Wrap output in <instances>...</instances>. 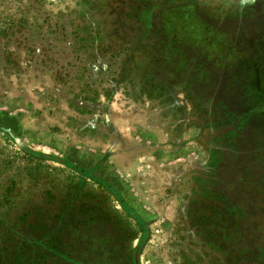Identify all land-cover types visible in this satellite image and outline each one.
<instances>
[{"label": "rangeland", "instance_id": "rangeland-1", "mask_svg": "<svg viewBox=\"0 0 264 264\" xmlns=\"http://www.w3.org/2000/svg\"><path fill=\"white\" fill-rule=\"evenodd\" d=\"M98 4L99 0H0V125L11 129L25 146L83 168L102 161L98 175L149 225L141 263L192 264L196 252L188 245L193 246L197 238L176 216L180 190L171 182L183 161L174 154L153 159L149 127L135 117L145 99L155 100L171 119V129L186 132L178 139H185L186 166L195 156L188 149L195 139L191 136L203 122L184 102L195 103L186 98L194 94L178 95L175 90L173 98L160 88L158 77L138 76L132 65L123 66L126 53L117 58L112 54L114 37L118 41L120 37L112 32L110 48L104 47V31L90 21ZM194 20L198 27L190 23L172 28L187 39L186 44L199 39L203 22ZM207 49L212 51L210 40ZM100 50L106 56L97 64ZM254 85L260 90L255 89L256 96L264 100V90L258 89L261 84ZM194 97L199 104L198 96ZM132 142L140 144L142 151L136 153ZM175 142L170 140L169 146H176ZM78 179L75 170L27 155L0 130V231L4 225L5 243L22 240L12 234L14 230L39 237L55 228L68 246L75 242L73 233L66 237L63 230L69 219L72 227L78 226L85 220L79 216L98 205L120 214L113 190L92 180L74 197Z\"/></svg>", "mask_w": 264, "mask_h": 264}, {"label": "flooded vegetation", "instance_id": "flooded-vegetation-1", "mask_svg": "<svg viewBox=\"0 0 264 264\" xmlns=\"http://www.w3.org/2000/svg\"><path fill=\"white\" fill-rule=\"evenodd\" d=\"M97 7L90 21L104 31V47L110 48L112 32L120 37V41L114 37L112 54L117 58L126 53L123 66L129 63L138 76L158 77L160 88L172 97L176 90L178 95L187 91L200 99L198 104L194 95L187 94V100L195 103L184 101L203 120L202 129L191 136L195 139L188 149L195 156L186 166L185 139L178 141L186 132L171 129V119L155 100L145 99L135 117L149 127L153 159L174 154L183 161L171 182L180 190L176 216L197 238L188 245L196 252L192 264H264V100L256 96L254 85L258 81L262 87L258 89L264 90V0H99ZM194 17L203 22L202 30L197 41L189 39L186 44L187 39L172 28L190 23L198 27ZM209 40L212 51L207 49ZM105 56V51H98L95 62L100 64L99 58ZM0 130L15 141L7 126L0 125ZM172 139L177 145L171 148ZM117 142L120 148L121 136ZM131 144L136 153L142 151L137 142ZM19 148L38 160L78 172L76 198L87 180L113 190L121 212L98 205L79 216L85 220L78 226L72 227L69 219L63 230L66 237L73 233L75 242L68 246L55 228L39 237L14 230L12 234L22 240L5 243L3 225L0 264H142L149 225L98 175L102 161L83 168L24 144ZM62 247L68 251L62 252Z\"/></svg>", "mask_w": 264, "mask_h": 264}, {"label": "water", "instance_id": "water-1", "mask_svg": "<svg viewBox=\"0 0 264 264\" xmlns=\"http://www.w3.org/2000/svg\"><path fill=\"white\" fill-rule=\"evenodd\" d=\"M15 141H16V143H17L19 146L22 145L21 141H20L18 138H16ZM40 156L45 157V158H52V159H54V157H51V156H49V155H47V154H41ZM61 162H63V160H61Z\"/></svg>", "mask_w": 264, "mask_h": 264}]
</instances>
